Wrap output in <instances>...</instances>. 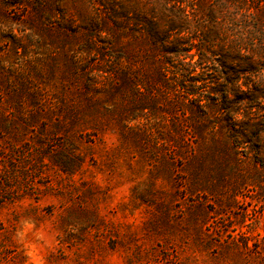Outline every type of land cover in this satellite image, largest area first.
<instances>
[{"label": "rangeland", "instance_id": "obj_1", "mask_svg": "<svg viewBox=\"0 0 264 264\" xmlns=\"http://www.w3.org/2000/svg\"><path fill=\"white\" fill-rule=\"evenodd\" d=\"M106 1L0 0V264H264V141L162 77L166 0Z\"/></svg>", "mask_w": 264, "mask_h": 264}, {"label": "trees", "instance_id": "obj_2", "mask_svg": "<svg viewBox=\"0 0 264 264\" xmlns=\"http://www.w3.org/2000/svg\"><path fill=\"white\" fill-rule=\"evenodd\" d=\"M250 1H218L202 14L166 0L158 22L146 17L141 29L158 48L162 77L170 72L186 99L210 109L234 146L257 151L264 141V0ZM98 4L110 12L109 2Z\"/></svg>", "mask_w": 264, "mask_h": 264}, {"label": "clouds", "instance_id": "obj_3", "mask_svg": "<svg viewBox=\"0 0 264 264\" xmlns=\"http://www.w3.org/2000/svg\"><path fill=\"white\" fill-rule=\"evenodd\" d=\"M27 227H31V225H27ZM29 257L33 261V264H41V258L36 253L35 248H33L31 251L28 252Z\"/></svg>", "mask_w": 264, "mask_h": 264}]
</instances>
